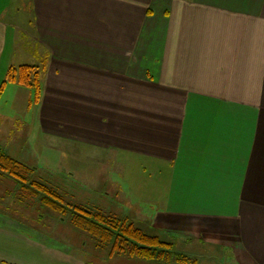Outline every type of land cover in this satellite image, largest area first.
Wrapping results in <instances>:
<instances>
[{
    "label": "crops",
    "instance_id": "1",
    "mask_svg": "<svg viewBox=\"0 0 264 264\" xmlns=\"http://www.w3.org/2000/svg\"><path fill=\"white\" fill-rule=\"evenodd\" d=\"M14 2L0 0V87L11 66L30 64L16 61ZM28 2L38 135L135 162L152 207L144 217L168 240L151 235L264 264V0ZM104 212L135 225L143 215ZM7 214L0 264H90ZM136 258L114 264H200Z\"/></svg>",
    "mask_w": 264,
    "mask_h": 264
},
{
    "label": "rangeland",
    "instance_id": "2",
    "mask_svg": "<svg viewBox=\"0 0 264 264\" xmlns=\"http://www.w3.org/2000/svg\"><path fill=\"white\" fill-rule=\"evenodd\" d=\"M29 10L28 0H15L9 14L11 17H19L16 24L21 27L16 31L19 37V43L15 45V49L19 50L16 61L33 64L34 47L31 42L33 25ZM23 14L29 16V21L20 20ZM2 15L5 17V12ZM25 88L17 83L8 82L0 93V147L17 160L35 168L33 179L57 188L69 203L94 210L101 208L121 216L127 215L130 209L134 208L143 214L137 226L150 235L157 233L168 240L166 238L168 235L152 230L149 227L152 221L144 217L149 207L151 209L152 207L144 198L147 194L144 183L141 182L145 180L144 176L140 177L133 171L135 162L124 165L113 152L105 155L91 150L84 151L81 144H77L79 142L70 143L39 136L36 131L38 125L34 123L35 97L34 95L31 97L30 87ZM28 90H31V94ZM30 97L31 107L26 103ZM132 181L135 183L134 187L131 185ZM139 184L143 186H136ZM21 191L14 180L1 178L0 211L22 216L25 220L17 217L18 220L28 226L36 224L43 237L49 236L54 240L80 247L79 250L85 253L90 264H114L115 261L118 263L116 259L121 254L111 253V243L98 245L99 242L90 233L72 225L69 215L71 210L68 212L69 216L66 215L63 219V215L42 206L24 190L22 192L27 196L22 198ZM138 197L139 200L136 201L135 198ZM188 246H194L193 248L198 250L190 249ZM221 248V245L216 247L206 241L201 245L196 239L195 242L190 240L189 243H184L180 239L174 247L175 251L186 256L189 261L197 259L200 264H238L229 250L225 252Z\"/></svg>",
    "mask_w": 264,
    "mask_h": 264
},
{
    "label": "trees",
    "instance_id": "3",
    "mask_svg": "<svg viewBox=\"0 0 264 264\" xmlns=\"http://www.w3.org/2000/svg\"><path fill=\"white\" fill-rule=\"evenodd\" d=\"M8 82L30 87L35 101L42 95V72L38 65L20 64L11 66L6 79L0 87V93ZM35 168L26 165L9 155L0 147V179L10 178L21 190L34 197L42 206L60 213L65 219L70 215L72 225L90 233L99 243L112 244L111 253L127 254L130 257L158 259L165 261L185 262L189 259L175 251V245L165 241L158 235L147 234L140 227L126 218L108 214L102 210H94L81 205H73L65 199V195L54 186L33 179ZM21 191V192H22ZM22 198L27 196L22 192ZM69 210L71 214L68 215Z\"/></svg>",
    "mask_w": 264,
    "mask_h": 264
}]
</instances>
